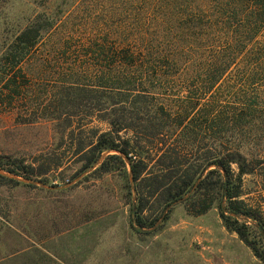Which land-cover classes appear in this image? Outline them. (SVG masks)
I'll return each mask as SVG.
<instances>
[{
    "label": "trees",
    "instance_id": "trees-1",
    "mask_svg": "<svg viewBox=\"0 0 264 264\" xmlns=\"http://www.w3.org/2000/svg\"><path fill=\"white\" fill-rule=\"evenodd\" d=\"M152 1L156 31L131 39V50L111 49L113 67L93 85L58 83L44 101L33 98V81L45 71H35L31 53L55 22L32 19L2 54L0 113L66 128L82 109L103 114L105 131H91L88 140L78 133L79 173L108 154L94 173H123L136 232H150L180 201L196 215L216 206L223 228L264 264L263 214L241 200L243 178L264 162L263 151L245 148L264 139V0ZM4 165L0 159V169L14 175L25 169Z\"/></svg>",
    "mask_w": 264,
    "mask_h": 264
},
{
    "label": "rangeland",
    "instance_id": "rangeland-1",
    "mask_svg": "<svg viewBox=\"0 0 264 264\" xmlns=\"http://www.w3.org/2000/svg\"><path fill=\"white\" fill-rule=\"evenodd\" d=\"M154 2L0 0V73L5 47L18 31L34 18L51 19L54 28L31 53L35 71H45L33 81L39 88L34 100L44 101L55 84L65 81L91 86L100 72L113 67L111 49L131 50V39L145 40L156 31ZM226 77L230 82L231 75ZM102 115L82 109L66 128L46 118L23 124L15 113H0L4 169L25 167L19 175L0 169L8 175L0 176L18 183L0 179V264H216L210 243L251 264L249 249L223 232L216 206L196 215L190 203L180 202L150 232H136L130 209L134 197L123 173H94L108 154L79 173L84 162L81 154L75 156L78 133L88 140L91 131H105ZM245 148L264 155V139ZM242 191L241 200L260 208L264 221V162L255 175L243 178Z\"/></svg>",
    "mask_w": 264,
    "mask_h": 264
},
{
    "label": "crops",
    "instance_id": "crops-1",
    "mask_svg": "<svg viewBox=\"0 0 264 264\" xmlns=\"http://www.w3.org/2000/svg\"><path fill=\"white\" fill-rule=\"evenodd\" d=\"M222 230H223V232L226 233V231L223 227H222ZM207 232H210V231L207 230ZM234 235L235 234H230L229 236L232 239H237L236 235L235 236ZM210 244H212L211 255L214 254L213 258H216V260H217L216 264H243L242 260L239 257H237V255H235L234 253L230 254L229 252H226V250L224 251L223 248H220V246H218L219 245L218 243H210ZM241 244L244 245L242 242H241ZM215 247L218 249H214ZM250 253H251V251H250ZM250 260H251V262H250L251 264H262L260 261H258L253 256L252 253H251ZM227 262H229V263H227Z\"/></svg>",
    "mask_w": 264,
    "mask_h": 264
},
{
    "label": "water",
    "instance_id": "water-1",
    "mask_svg": "<svg viewBox=\"0 0 264 264\" xmlns=\"http://www.w3.org/2000/svg\"><path fill=\"white\" fill-rule=\"evenodd\" d=\"M0 174H1V175H4V174H2V173H0ZM4 176H8V175H4ZM11 178L18 180V179H17L16 177H14V176H11ZM129 181L131 182L130 175H129ZM180 202H182V201H180ZM180 202H177V203H180ZM177 203H174V204L170 205V206L164 211V213H163V215L161 216V218L159 219L158 223H161V222L163 221L164 216L166 215V213L168 212V210H170V208H171L172 206H174L175 204H177ZM242 221H247V220H246V218H242ZM158 223H156V224L154 225L153 228H155V227L157 226ZM249 224H250V222H249Z\"/></svg>",
    "mask_w": 264,
    "mask_h": 264
},
{
    "label": "built area",
    "instance_id": "built-area-1",
    "mask_svg": "<svg viewBox=\"0 0 264 264\" xmlns=\"http://www.w3.org/2000/svg\"><path fill=\"white\" fill-rule=\"evenodd\" d=\"M69 180H66V182H68Z\"/></svg>",
    "mask_w": 264,
    "mask_h": 264
}]
</instances>
